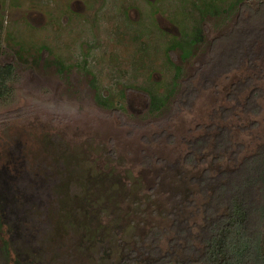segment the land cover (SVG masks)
Segmentation results:
<instances>
[{
    "label": "rangeland",
    "instance_id": "obj_1",
    "mask_svg": "<svg viewBox=\"0 0 264 264\" xmlns=\"http://www.w3.org/2000/svg\"><path fill=\"white\" fill-rule=\"evenodd\" d=\"M242 2L259 0H0V64L15 72L0 98V168L17 159L2 176L17 194L8 223L20 222L0 264H117L150 247L176 192L163 167H188L186 141L249 74L246 63L209 73ZM256 63L264 91V55ZM259 101L260 114L237 105L224 122L241 154L264 140Z\"/></svg>",
    "mask_w": 264,
    "mask_h": 264
},
{
    "label": "trees",
    "instance_id": "obj_2",
    "mask_svg": "<svg viewBox=\"0 0 264 264\" xmlns=\"http://www.w3.org/2000/svg\"><path fill=\"white\" fill-rule=\"evenodd\" d=\"M242 8L246 16L241 15L240 24L215 43L223 48L209 70L219 74L246 63L249 74L238 79L227 95L235 104L219 107L215 122L202 125L200 133L186 141L181 163L188 167H180L178 161L163 167V180L176 188L174 203L166 210L170 225H153L145 239L150 247L139 242L117 264H264V140L241 154L243 146L233 142V130L224 123L237 105L245 114L258 115L262 110L259 99L264 91L257 84L261 71L256 62L264 55V0L254 9L242 2ZM14 75L11 63L0 64V98L11 93ZM15 160L0 168V246L8 260L9 233L20 222L8 223L6 206L17 202V194H6L2 173L10 175ZM201 164L206 165L198 167ZM160 238L165 239L164 249ZM13 260L19 263L16 256Z\"/></svg>",
    "mask_w": 264,
    "mask_h": 264
}]
</instances>
